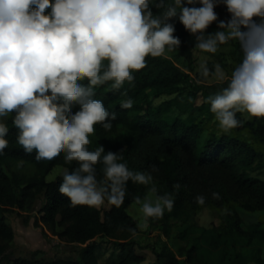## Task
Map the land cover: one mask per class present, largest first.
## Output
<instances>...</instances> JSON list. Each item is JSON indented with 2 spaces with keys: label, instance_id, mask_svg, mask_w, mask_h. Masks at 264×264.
Listing matches in <instances>:
<instances>
[{
  "label": "clouds",
  "instance_id": "clouds-1",
  "mask_svg": "<svg viewBox=\"0 0 264 264\" xmlns=\"http://www.w3.org/2000/svg\"><path fill=\"white\" fill-rule=\"evenodd\" d=\"M218 4L226 6L227 19L217 18ZM177 16L196 49L215 53L230 40L239 42L243 56L230 76L220 63L210 69L202 60L197 68L204 79L227 80L206 98L218 126L224 132L236 127L237 112L264 117V0H0V153L9 143L5 118L11 115L16 142L27 153L35 151L36 162L61 154L65 162H77L72 170H62L58 188L70 206L119 207L131 180L151 185L134 198L139 228L149 217L171 211L172 194L157 190L151 171L130 169L120 151L88 145L94 126L110 129L117 116L95 98L97 86L110 81L113 91L120 90L147 55L178 47L169 21ZM213 21L218 27L209 32ZM132 103L128 98L119 105ZM74 105L79 106L75 111ZM211 195L219 197L216 191ZM195 200L203 204L205 196L197 194Z\"/></svg>",
  "mask_w": 264,
  "mask_h": 264
},
{
  "label": "trees",
  "instance_id": "trees-1",
  "mask_svg": "<svg viewBox=\"0 0 264 264\" xmlns=\"http://www.w3.org/2000/svg\"><path fill=\"white\" fill-rule=\"evenodd\" d=\"M150 6L153 14H158L159 9ZM45 11L49 12L50 7ZM169 21L175 27L173 35L180 39V45L174 49H179L192 64L195 38L178 16ZM207 31H213V22ZM233 55L238 64L243 56L239 44ZM133 75L134 79L125 81L117 91L111 89L110 81L97 86L95 98L101 99L117 116L110 129L105 130L99 123L94 126L88 148L94 150L102 144L105 151H120L130 169L151 171L159 184L157 190L172 194L173 208L160 216L167 236H171L175 220L186 223L200 207L213 206L222 212L218 224L206 227L189 222L180 228L176 237L185 244L177 251L171 248L158 251L151 264H264V220L247 223L238 210V207L264 210V180L250 173L264 164L261 149L264 117L245 119L237 112L236 127L204 137V120H187L169 113L173 104L183 106V95L191 85L189 71L165 54H149L145 64L133 70ZM221 86L218 82L200 83L190 93H211ZM164 95L173 97L154 104V98ZM128 98L132 99V106L121 108V101ZM78 107L74 105L72 110ZM189 107L191 112L196 109L191 104ZM5 120L9 143L0 153V264H102L96 253L95 238L103 235L119 246V252L111 254L103 264H147L145 256L136 249L138 220L128 210L135 196L142 197L139 184L127 182L126 195L119 207L109 205L103 211L86 204L70 206L69 198L58 190L61 174L52 180L47 175L55 165L72 170L77 162H65L63 154L50 162H36L35 151L27 153L16 142L17 128L11 115ZM244 132L249 133L250 140ZM152 165L156 166L155 170ZM96 169L97 177H102L100 163ZM175 184L180 187H174ZM212 191L218 192L219 197H213ZM197 194L205 196L203 204L196 202ZM14 207L25 212L38 207L40 220L53 234L70 243L85 244L78 256L46 258L37 256L36 250L31 256L12 257L15 231L5 212Z\"/></svg>",
  "mask_w": 264,
  "mask_h": 264
},
{
  "label": "rangeland",
  "instance_id": "rangeland-1",
  "mask_svg": "<svg viewBox=\"0 0 264 264\" xmlns=\"http://www.w3.org/2000/svg\"><path fill=\"white\" fill-rule=\"evenodd\" d=\"M214 10L218 13V19H227L229 13L226 11V6L223 4H218L214 7ZM218 25L216 21H213V31L217 29ZM239 42L235 39L230 40L226 44L220 45L215 53L204 52L199 49H194V60L190 64L179 49H165V55L173 58L181 67L185 68L191 74V85L187 87L184 93L183 106H177L173 104L169 110L170 115L181 116L187 120H204L206 125V130L204 132V137L209 136L212 132L218 134L224 131L218 126V122L215 120L214 113L210 111V104L207 101V97L218 91L221 87L226 86L227 80L223 81L222 86L211 93L204 91H199L196 95L191 94L193 88L200 83L213 84L216 83L212 79H204L200 77L197 68L202 60H206L207 65L212 69L215 63H220L226 73L230 76L232 68L237 64L234 58L233 51L237 48ZM173 95H164L158 98H154V104L159 105L167 100L171 99ZM191 104L196 108L193 112L189 107ZM202 108H198V107ZM245 119H249L246 112L242 113ZM231 130V129H230ZM244 135L248 138L249 133L244 132ZM249 139V138H248ZM250 140V139H249ZM261 148L260 146H258ZM264 147L261 149L264 152ZM67 168L63 165H55L52 170L48 173L47 179H55L62 170ZM252 176L259 177L264 180V164L262 166L254 167L250 171ZM152 183H154L157 188L159 186L156 179L153 178ZM151 185L139 184V191L142 197L148 192ZM41 203L38 204V207ZM38 207L30 212L20 211L18 208L14 207L9 211L5 212L7 221L13 226L15 231V237L12 242L11 256H31L33 252L38 250L37 256H43L46 258H57V257H67V256H78V251L81 246L85 244L70 243L61 239L58 235L53 234L49 228L40 220V214L38 212ZM110 206L105 203L99 208L103 211L108 209ZM129 212L137 220L141 218L139 213V206L134 201L130 207ZM241 216L244 221L256 222L258 220H264V210H247L242 207H238ZM222 212L221 210L213 206H203L198 209L195 215L188 220L186 223L183 221L175 220L172 227L171 236H167L163 229V219L161 217L152 218L149 217L146 226L137 233L136 239V249L138 252L145 256V263L151 264L156 260V253L165 248H171L174 251L178 250L181 244H185L176 237L177 231L185 227L189 222H195L201 226H211L213 224H218ZM97 247L96 253L98 255L99 261L103 264L106 262L108 257L113 253L119 252V246L108 236H98L95 238ZM264 251V243H263ZM249 264H255L251 262Z\"/></svg>",
  "mask_w": 264,
  "mask_h": 264
}]
</instances>
